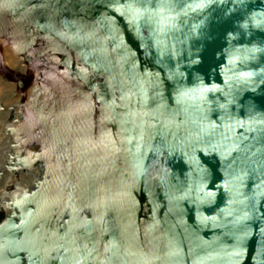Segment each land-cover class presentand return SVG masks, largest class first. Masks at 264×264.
Returning <instances> with one entry per match:
<instances>
[{
	"label": "water",
	"instance_id": "obj_1",
	"mask_svg": "<svg viewBox=\"0 0 264 264\" xmlns=\"http://www.w3.org/2000/svg\"><path fill=\"white\" fill-rule=\"evenodd\" d=\"M0 264H264V0H0Z\"/></svg>",
	"mask_w": 264,
	"mask_h": 264
}]
</instances>
